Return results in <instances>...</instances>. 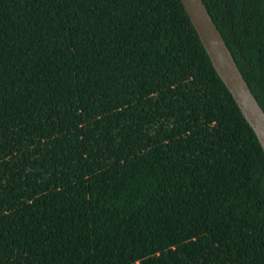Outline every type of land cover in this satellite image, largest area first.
Here are the masks:
<instances>
[{
	"label": "trees",
	"instance_id": "obj_1",
	"mask_svg": "<svg viewBox=\"0 0 264 264\" xmlns=\"http://www.w3.org/2000/svg\"><path fill=\"white\" fill-rule=\"evenodd\" d=\"M264 111V0H202ZM0 264H264V153L180 0H0Z\"/></svg>",
	"mask_w": 264,
	"mask_h": 264
},
{
	"label": "water",
	"instance_id": "obj_2",
	"mask_svg": "<svg viewBox=\"0 0 264 264\" xmlns=\"http://www.w3.org/2000/svg\"><path fill=\"white\" fill-rule=\"evenodd\" d=\"M211 64L230 92L264 153V111L243 78L229 48L202 0H180Z\"/></svg>",
	"mask_w": 264,
	"mask_h": 264
}]
</instances>
